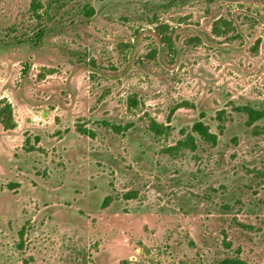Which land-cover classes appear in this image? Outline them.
<instances>
[{"label": "rangeland", "instance_id": "1", "mask_svg": "<svg viewBox=\"0 0 264 264\" xmlns=\"http://www.w3.org/2000/svg\"><path fill=\"white\" fill-rule=\"evenodd\" d=\"M30 1L0 0V264H264V0Z\"/></svg>", "mask_w": 264, "mask_h": 264}, {"label": "trees", "instance_id": "2", "mask_svg": "<svg viewBox=\"0 0 264 264\" xmlns=\"http://www.w3.org/2000/svg\"><path fill=\"white\" fill-rule=\"evenodd\" d=\"M40 9H41V4L39 0L30 1V11L37 18L40 17V15L38 14V11ZM86 13L88 16H90L92 14V9L88 8ZM228 27H229V23L226 21H222V27L218 25V22H215L212 26V32L215 35H219L221 33V30L228 28ZM44 33H45V30L41 29L40 31L36 33V38L40 39ZM163 39L169 40V37L164 36ZM236 110L237 112H240L246 117L247 126H251L252 124L256 122L264 120V102L261 103L258 107L243 106V107H237ZM0 125L4 129L14 128L11 106L6 101H3L0 104ZM148 129L156 134H160L162 132L161 127L154 122L149 124ZM191 129L193 133L197 134L199 140L205 143H209L211 145L216 144L217 142L216 134L210 132L209 127L205 125L203 122H198V123L193 124ZM179 145L182 147L189 145L191 149L194 148L193 146L194 144H193L191 137H188L184 142H182V144L181 142H178V146ZM107 200L108 198L104 199L103 205L107 203ZM212 264H248V263L243 261L238 256H234V257H224L222 259L216 260Z\"/></svg>", "mask_w": 264, "mask_h": 264}]
</instances>
